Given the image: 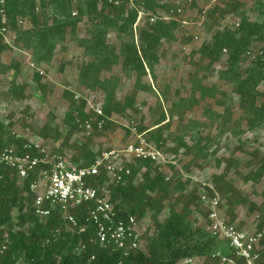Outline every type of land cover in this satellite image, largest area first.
<instances>
[{
  "label": "rangeland",
  "instance_id": "obj_1",
  "mask_svg": "<svg viewBox=\"0 0 264 264\" xmlns=\"http://www.w3.org/2000/svg\"><path fill=\"white\" fill-rule=\"evenodd\" d=\"M142 1L134 0V3L141 6ZM233 2L234 7L229 5V0H193L183 4L182 18L198 35L196 40L193 35L182 34L176 19L165 18L166 12L175 6L174 0L158 2L151 10L155 23L169 26L158 43L157 60L151 67L144 65L146 72L139 77L136 72L123 70L121 50L124 44L133 43L140 54L143 47L140 31L150 24L145 16L136 25V9H124V17L136 13L135 21L125 29L119 28L121 20L107 27L106 41L117 58L99 71L97 79L101 84L92 88L79 81V69L90 59L80 41L89 37L91 25L97 20L95 13L87 11L84 0H72L70 16L78 21L73 28H66L61 40L55 41L49 59L35 61L43 69L42 75L28 67L24 54H30L32 59L35 56L32 40L27 37L32 27L20 30L16 24L11 26L16 33L14 43L9 46L2 42L4 49L0 52L2 131L8 138L12 132L23 137L37 135L52 151L80 158L84 154L82 145L89 151L86 153L89 157L103 149L122 148L134 139L129 128L134 125L137 133L167 152L174 161L160 170L168 180L164 179V208L157 216L158 223L173 210L184 213L193 227L208 232L206 208L198 196V185L204 181L219 193L220 211L230 222L247 230L258 229L260 224L264 228V172L259 179L254 176L259 159L264 157V71L259 72L255 64L249 63L244 50L235 65H230L227 47L223 48L225 52L222 49L215 53V57L209 54L217 32L228 30L238 36L234 22L240 23L243 17L262 29L252 36L251 46L264 43V0ZM35 11H41L40 0H35ZM45 12L44 18L52 23L51 7ZM89 98L92 104L99 103L103 112L110 98L125 107L107 117L108 128L94 130L90 136L75 129L66 140L68 130L75 126L73 122L77 125L76 112H71L72 102L78 104L84 100L83 112L87 113L91 112ZM136 166L139 175L135 184L155 175L153 164L136 163ZM220 185L229 189V193L219 190ZM192 193L197 195V203L186 208L185 196ZM228 195L234 202L231 206L226 201ZM6 197L10 199L11 194ZM17 206L6 205L10 220L3 225L7 232L9 228L14 231L27 226V223L20 225ZM152 216L153 210L147 208L139 219L144 252L152 248V238L157 233ZM61 227L65 229V224ZM216 242L223 252L228 250L225 243ZM9 243L10 240L7 247ZM22 261L20 256L17 264ZM261 262L264 258L258 264Z\"/></svg>",
  "mask_w": 264,
  "mask_h": 264
},
{
  "label": "trees",
  "instance_id": "obj_2",
  "mask_svg": "<svg viewBox=\"0 0 264 264\" xmlns=\"http://www.w3.org/2000/svg\"><path fill=\"white\" fill-rule=\"evenodd\" d=\"M84 1L86 2L87 11L95 13L97 20L95 19L96 21L91 25L89 37L80 41L90 59L80 67L79 81L92 88L95 84H101L97 79L99 71L106 69L117 58L106 41L107 27L114 26L121 20L122 23L119 28L125 29L134 23L136 13L130 12L127 17H124V3L115 6L104 2L101 8H98V0ZM161 1L143 0L142 2L147 9L152 10ZM71 2L72 0H40L41 11L36 12L35 0H8L6 10L9 24L12 28L15 25L16 16H30L32 28L29 30L27 37L32 40V47L35 53V56H33L34 61L39 62L49 59L53 52L55 41L63 38L67 27L73 28L76 25L78 18L70 16ZM229 5L231 7L235 6L233 0H229ZM47 7H51L53 12L51 15L52 23L50 24L48 19L44 18ZM79 13L82 14V10L79 9ZM168 26L162 23H153L141 29L140 39L143 47L140 54L133 43L123 45L121 56L122 68L125 72H136L139 77L146 72L144 65L152 66L153 62L157 60L156 50L158 43L166 34ZM261 31L259 24L243 17L236 28L238 36L236 37L234 32L228 30L217 32L213 38L211 48H209V54L214 56L215 53L227 47L230 50L228 57L230 65H235L241 51L244 50L245 52L251 46L252 36L258 35ZM2 42L0 34V52L4 49ZM256 67L259 72L263 73L264 70L261 67L257 65ZM84 106V100L78 104L72 102L73 110L71 112H76L74 120H83L89 114H92L90 112L84 113ZM120 107L123 108L125 105L121 106L113 102L111 98L107 100L101 116L105 121L104 128L109 127L107 117L117 112ZM73 123L75 126H71L68 130L66 140H69L75 129H78L76 123ZM0 129H2V124H0ZM12 142L13 140L10 138H6V140L0 139V149ZM81 151L84 152L83 156L80 158L74 156L72 160L80 165L90 164L95 156H87L86 153L89 151H85V145H82ZM138 164L140 166L143 164L150 166L151 163L149 161H139L137 162ZM153 171L154 176L146 177L143 183L135 184L134 180L139 172V167L134 166L130 176L124 177L123 182L111 187L110 200L115 204L116 208L120 209L122 216L131 214L140 219L145 210L149 208L153 210L152 218L157 228V233L152 238V248L148 252L136 251L123 259L121 264H171L182 257L207 255L217 249H221L217 245L216 241H219L217 238L207 231L205 232L202 227H193L184 213L170 210L168 216L158 223L157 216L164 208L162 200L165 196L166 188L164 186L165 178L163 173L156 166L153 167ZM8 172H5L4 179L0 185V224H6L10 220V214L8 213V208H6L9 203L10 205H18L20 225L24 226L27 223V226L14 231L11 228L8 229L10 243L5 252L0 255V264H17L20 256H22L23 260L20 264H119V255L117 253L102 248L90 246V250L82 256L72 252L73 246L78 241L85 242L88 234L92 233L91 225L90 229L85 233L71 234L63 232L61 237L45 244L44 240L49 235L50 230L62 226L63 221L59 218L60 214L53 212L49 217L41 219L33 217L31 195H25L29 180L24 182V187L21 189L17 186V178ZM263 172L264 157H261L258 161V169L254 172L255 179H259ZM104 178L103 175H100L98 182H101ZM218 189L229 193V189H225L222 185L218 186ZM147 192L155 195L150 196ZM8 194H11L10 199L6 197ZM230 195L226 198L229 206L234 203ZM185 199L184 207L186 208L193 203H197L196 194H188ZM24 200H27L28 206L25 212H22ZM84 210L85 208H77L72 211L79 223H85ZM260 226L261 224L258 227L260 228ZM226 252L229 253L230 250L228 249ZM90 253H94L95 258L88 261ZM260 264H264V262Z\"/></svg>",
  "mask_w": 264,
  "mask_h": 264
},
{
  "label": "built area",
  "instance_id": "obj_3",
  "mask_svg": "<svg viewBox=\"0 0 264 264\" xmlns=\"http://www.w3.org/2000/svg\"><path fill=\"white\" fill-rule=\"evenodd\" d=\"M7 2L8 0H0V34L3 42L12 46L16 33L9 24ZM104 2L115 6L124 3L125 11L136 9V25L141 17L145 16L148 17L149 24L156 22L153 12L144 5H135L134 0H98L99 5ZM192 2L193 0H174L175 6L166 12L165 18L176 19L182 34L193 35V39L196 40L198 35L191 31L187 21L182 18L183 4ZM72 14L75 15L76 12ZM15 24L20 30L32 27L29 17L17 16ZM234 25L237 27L239 22L235 21ZM223 51L225 52L226 49ZM24 54L27 55L28 67L42 75L43 69L30 54L26 52ZM244 57L249 63L264 70V43L249 47L244 52ZM75 98L78 99L79 96L76 95ZM87 104L92 114L83 120H77V127L84 136H90L94 130H101L105 123L101 118L103 113L100 104H92L90 98L87 99ZM129 128L130 134L134 135L133 140H129L122 148L98 151L88 165L73 162L66 153L52 151L37 135L23 137L12 132L10 139L13 142L0 149V185L5 172L8 171L17 178V186L21 189L24 187V182L29 180L25 195H31L32 216L41 219L49 217L53 212L60 214L59 218L65 224V229L62 227L51 229L44 240L45 244L58 239L63 232L85 233L91 225L92 233L88 234L85 242L80 240L73 246L74 254L82 256L90 250V246L102 248L117 253L121 264L123 259L141 250L140 221L131 214L121 215L120 209L110 200L111 187L123 182L124 177L130 176L132 167L139 161H149L159 170L162 166L173 164L174 161L167 152L137 133L134 125ZM6 138L8 137L0 129V139L6 140ZM100 175L105 178L98 182ZM138 175L139 172L136 177ZM164 178L168 180L167 176ZM192 179L199 184L197 177L193 176ZM198 188L199 201L206 208V228L212 236L223 241L230 252L217 249L207 255L182 257L171 264H258L264 258V228L254 230L238 228L221 213V199L217 190L204 181L198 185ZM23 203L22 212H25L28 202L24 200ZM77 208H85V223H79L73 214L72 211ZM0 239V255H2L7 249L9 233L1 224ZM94 258V253H90L88 261Z\"/></svg>",
  "mask_w": 264,
  "mask_h": 264
},
{
  "label": "crops",
  "instance_id": "obj_4",
  "mask_svg": "<svg viewBox=\"0 0 264 264\" xmlns=\"http://www.w3.org/2000/svg\"><path fill=\"white\" fill-rule=\"evenodd\" d=\"M72 72V75L71 76H73V70L71 71ZM68 78H71L70 76H69V72H68ZM78 158V157H77ZM71 159H72V157H71Z\"/></svg>",
  "mask_w": 264,
  "mask_h": 264
}]
</instances>
